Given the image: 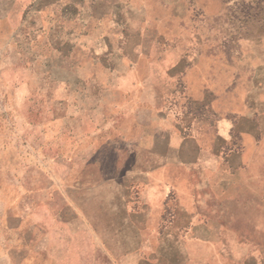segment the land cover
<instances>
[{
	"label": "crops",
	"instance_id": "obj_1",
	"mask_svg": "<svg viewBox=\"0 0 264 264\" xmlns=\"http://www.w3.org/2000/svg\"><path fill=\"white\" fill-rule=\"evenodd\" d=\"M25 1L28 6V0H0V19L6 22L0 33L16 34L15 18L24 15ZM57 1L35 9L38 24L22 28L29 35V67L37 58L56 66L53 58L62 49L70 52L56 70L66 71V77H51V94L45 85L37 96L57 99L54 113L65 115L56 118V148L63 149L68 136H63V118L70 130L72 177L65 188L85 197L69 203L82 222V235L74 227L77 218H63L61 196L58 202L47 200L40 177L44 169L32 186L31 171L16 172L4 144L0 264H254L251 240L235 229L232 211L239 202L261 208V217L248 221L264 233V197H256L264 195V109L261 120L253 121L259 112L251 96L254 87L243 99L238 89L218 94L222 87H210L203 67L195 64L174 73L165 68L163 75L158 59L176 48L167 34L173 32L169 21L175 14L165 0H158L154 10L151 0ZM207 107L223 113L210 141L200 130L205 123L200 112ZM240 114L246 115L241 123ZM100 147L111 157H97ZM37 152L39 160L46 156L39 147ZM54 159L64 161L62 154ZM97 162L110 163L109 168ZM96 214L102 218L96 220ZM69 224L72 228L65 230Z\"/></svg>",
	"mask_w": 264,
	"mask_h": 264
},
{
	"label": "rangeland",
	"instance_id": "obj_2",
	"mask_svg": "<svg viewBox=\"0 0 264 264\" xmlns=\"http://www.w3.org/2000/svg\"><path fill=\"white\" fill-rule=\"evenodd\" d=\"M165 1L167 4L169 3V8L175 14L169 21L174 33L169 32L167 34L169 40L170 36L173 37L176 48L168 50L164 57L158 59L159 62L156 61L163 71L162 74L165 75L166 70L170 73H174L176 70V72L185 70L190 64L192 69L193 64H195V66L200 65L203 67L202 72L207 74V83L210 87L213 86L216 89L214 84L222 87V89L217 88L215 90L218 94L221 91L234 93L238 89L239 97L243 99L246 97L247 91L252 92L254 87L251 96L259 104V112L252 120H261L259 116L262 115V109H264V0ZM28 3V6L26 1L24 3V15L20 14L15 18L14 24L19 26L16 34L11 36L0 33V143H3L0 149L4 144L9 145L7 150L14 156L16 172L22 170L23 167L29 169L31 171L32 186L38 183V171L44 169L45 173H40V177L42 186L47 188V200H57L58 202L61 196L63 218L76 219L79 215L76 211L74 213L71 210L70 198H79L81 201L80 197H84V195L68 191V186H71L72 176H70V172L73 164L68 160L71 149L69 146L70 130H65L67 126L65 118H63V136L65 134L68 136L63 138V149L56 148L55 142L56 139L58 140V125L60 123L56 118L65 115L54 113L59 107L57 99L50 96L46 99L43 97L40 99L37 96L42 91L38 92V90L45 85L48 88V95L51 94L52 78L60 75L66 77V71L63 70L60 74L56 70L58 65L63 64L61 59L70 56V52L68 49H62L60 57L55 56L53 58L54 63L57 64L56 66H51L48 60L45 61L39 58L35 59L34 67L28 66L29 61L26 60V57H28L29 49L25 47V44L30 45V43L28 44V40L25 41V38H28L29 35L24 33L22 26L26 27L29 23L32 25L38 24V19L34 18L33 11L38 7H54L55 4H58V1L28 0ZM157 4L158 0H151V10H154ZM2 7L3 4L0 2V10ZM134 12L138 13L136 10ZM148 20L150 21L151 17ZM5 28L6 22L0 19V29ZM32 36L35 35L32 34ZM120 41H122L121 36L119 37ZM51 46L54 47V44L51 43ZM27 79L30 81L26 82ZM31 91L34 92L29 97ZM213 98L212 94L208 95L207 102ZM43 108L44 110L47 109L46 114L39 113ZM224 108L225 106H223ZM201 109L203 108L201 107ZM50 111H53V113H49ZM222 114L214 112L211 107H207L200 112L201 117L205 119V123L200 124L202 137L205 138V141H210V138H212L210 133L212 127L215 120ZM245 118V114L238 115L240 123ZM44 119L46 121L43 125ZM226 121L231 120L227 117ZM44 132L45 134H43ZM255 137L258 138L260 135L256 132ZM43 142H45L44 145ZM39 143L40 146H38ZM38 147L41 154L46 151V156L41 155V160L38 157ZM55 149H57V152ZM0 153H2L1 150ZM3 153H6V146L3 147ZM55 154H62L64 161L56 162L54 159ZM109 156L111 157L110 151H103L102 147L98 149L97 157L108 158ZM254 157L257 165L256 161L259 159L257 152H254ZM97 164L101 168L108 169L110 163L97 162ZM77 169L78 167H75V170ZM60 180H62L61 185L63 186L62 195H59L58 192ZM55 186H57V192L54 190ZM262 196L264 197V195H256L257 198ZM94 199L95 204L99 202L98 198L95 197ZM241 199L242 195H240V201ZM90 203V207L95 206L93 202ZM256 205L259 204L256 203ZM245 206L246 204L241 205V202H239V206L232 209L234 216L237 217L235 229L239 233L249 236L251 240L248 246L249 253L253 252L254 264H260V258L264 255V233L254 231L251 222L248 220L254 217L257 220L261 217V208L252 210L250 206L248 208H245ZM96 215V220L102 218L100 214ZM92 217H95V214ZM77 221H79V218L76 219V226L74 225V227H77L81 232L80 235H82V222ZM72 225L69 224L63 227L68 230L70 227L72 228ZM96 228L101 230L99 226ZM79 244L80 249H86L85 242Z\"/></svg>",
	"mask_w": 264,
	"mask_h": 264
}]
</instances>
